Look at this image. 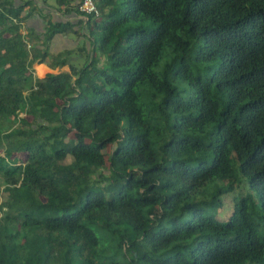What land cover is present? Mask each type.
<instances>
[{"label": "trees", "instance_id": "obj_1", "mask_svg": "<svg viewBox=\"0 0 264 264\" xmlns=\"http://www.w3.org/2000/svg\"><path fill=\"white\" fill-rule=\"evenodd\" d=\"M94 1L0 0V264H264V0Z\"/></svg>", "mask_w": 264, "mask_h": 264}, {"label": "crops", "instance_id": "obj_2", "mask_svg": "<svg viewBox=\"0 0 264 264\" xmlns=\"http://www.w3.org/2000/svg\"><path fill=\"white\" fill-rule=\"evenodd\" d=\"M19 3V0H15ZM78 0H73V6L77 5ZM55 0H32V4L27 5L25 7L26 13L30 9H34L31 11V14L28 16L27 20H25V24L27 23V26L33 27L36 33H41L44 31L45 23L52 19L53 21H69L73 24V29L77 32L74 34V36H71L70 39L67 34H57L50 43V51L53 53H59L65 49H73L76 48L78 44H76V40L79 39L77 37L79 34H85L84 31L81 29L82 24L85 23V20L82 19V17L79 15L77 10L75 12H66L64 11V7L61 6V9H58L56 6ZM73 9V8H72ZM84 22H83V21ZM82 21L83 23H81ZM83 32V33H82ZM82 37H80L81 39ZM36 65V64H35ZM36 66H43L45 68V71L49 72H55L57 69V72L64 71L62 68H56L51 69L49 68L45 63H41ZM37 77H40V75H36ZM44 77V76H43ZM41 78V77H40Z\"/></svg>", "mask_w": 264, "mask_h": 264}, {"label": "rangeland", "instance_id": "obj_3", "mask_svg": "<svg viewBox=\"0 0 264 264\" xmlns=\"http://www.w3.org/2000/svg\"><path fill=\"white\" fill-rule=\"evenodd\" d=\"M81 30L83 31V29H81ZM67 35L70 36L69 38L71 39L72 38L71 36H73L74 34L71 31H69ZM92 35L95 36L96 34L93 33ZM82 39L83 38H81V41H82ZM81 41H80V39H77L76 44L80 45ZM36 65H39V64H36ZM36 65L35 64L33 65L34 75H40L37 72ZM62 70H68V67L64 66V67H62ZM46 72H48V71H44V73L42 75H40V77H43L46 74ZM56 72H57V69L55 70L54 73H56ZM21 116H23V114H21ZM105 151L108 152L109 148H107ZM211 191H212V188L210 187L207 194L209 195L211 193ZM223 202H224L223 207L217 210L216 217L219 220L226 221L229 218L232 207H233L232 195L231 194L224 195Z\"/></svg>", "mask_w": 264, "mask_h": 264}, {"label": "built area", "instance_id": "obj_4", "mask_svg": "<svg viewBox=\"0 0 264 264\" xmlns=\"http://www.w3.org/2000/svg\"><path fill=\"white\" fill-rule=\"evenodd\" d=\"M78 9L81 12V14L83 16H87V15H94L95 17L99 16V10L94 2V0H80L79 5H78ZM23 33H25L26 31L22 30Z\"/></svg>", "mask_w": 264, "mask_h": 264}, {"label": "clouds", "instance_id": "obj_5", "mask_svg": "<svg viewBox=\"0 0 264 264\" xmlns=\"http://www.w3.org/2000/svg\"><path fill=\"white\" fill-rule=\"evenodd\" d=\"M79 2H80V0H78V2H77V5H76V6H77V7H76L77 9H78ZM94 2H95V1H94ZM95 4H96V3H95ZM96 6H97V5H96ZM97 8H98V7H97ZM98 10H99V8H98ZM99 12H100V11H99ZM78 13H79V15L82 17L83 20H85V21L87 20V17H88L89 15H87L86 17L83 16V15L81 14V12L79 11V9H78Z\"/></svg>", "mask_w": 264, "mask_h": 264}]
</instances>
